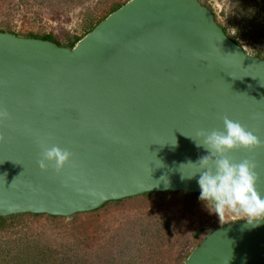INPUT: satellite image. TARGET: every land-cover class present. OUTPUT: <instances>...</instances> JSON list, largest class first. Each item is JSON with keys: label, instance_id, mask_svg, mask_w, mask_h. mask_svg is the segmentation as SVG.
Here are the masks:
<instances>
[{"label": "water", "instance_id": "water-1", "mask_svg": "<svg viewBox=\"0 0 264 264\" xmlns=\"http://www.w3.org/2000/svg\"><path fill=\"white\" fill-rule=\"evenodd\" d=\"M0 216L71 217L149 192L199 194L197 132L264 142V58L201 0H127L73 44L0 30ZM42 146L71 153L41 170ZM228 155L256 164L264 143ZM244 219V218H243ZM210 229L182 264H264V220Z\"/></svg>", "mask_w": 264, "mask_h": 264}, {"label": "rangeland", "instance_id": "rangeland-1", "mask_svg": "<svg viewBox=\"0 0 264 264\" xmlns=\"http://www.w3.org/2000/svg\"><path fill=\"white\" fill-rule=\"evenodd\" d=\"M123 0H0V30L82 36ZM246 52L264 58V0H201ZM62 40H64L62 38ZM199 195L149 193L71 217L21 215L0 225V264H182L217 217Z\"/></svg>", "mask_w": 264, "mask_h": 264}, {"label": "clouds", "instance_id": "clouds-1", "mask_svg": "<svg viewBox=\"0 0 264 264\" xmlns=\"http://www.w3.org/2000/svg\"><path fill=\"white\" fill-rule=\"evenodd\" d=\"M7 115V112L0 110V120L7 118ZM196 137L193 140L207 154L195 163L189 161L181 167L198 165L199 170L187 177L198 176V199L207 210L217 217L226 211L233 213L253 226L264 220V194L256 188L258 176L254 160L246 158L237 163L228 155L233 149L252 150L264 142L239 122L227 117L223 119V131L197 132ZM42 147L38 161L42 171L49 166L58 171L70 160L68 150L57 146Z\"/></svg>", "mask_w": 264, "mask_h": 264}, {"label": "trees", "instance_id": "trees-1", "mask_svg": "<svg viewBox=\"0 0 264 264\" xmlns=\"http://www.w3.org/2000/svg\"><path fill=\"white\" fill-rule=\"evenodd\" d=\"M127 0H123L121 2H114L112 3V5L105 11V13L96 21V22H92L90 21L86 27V32H88L90 29H92L100 20H102L106 15H108L109 13H111L112 11H114L116 8H118L120 5H122L124 2H126ZM208 7H210L209 5H207ZM222 26V29L224 30V32L229 36L231 37L234 41H236L237 43L238 40L234 37V36H231L229 34V30L227 28V25H224V24H220ZM85 32V33H86ZM84 33V34H85ZM83 34V35H84ZM82 35V36H83ZM28 36H34V37H42V38H47V39H53L54 41H56L57 43H68V44H73L74 42H76L79 38H81L82 36H73V37H69V35H67V33H59V34H51V33H48V34H43V35H35V34H28ZM62 38L64 40H62ZM149 193H162V192H149ZM149 193H144L145 195L146 194H149ZM164 193H180V192H169V191H166ZM184 194L185 196H190V195H199V194H185V193H182ZM125 199V198H124ZM122 199L120 200H115L116 202L117 201H121ZM110 202V201H108ZM107 203V202H106ZM106 203H104L102 206H104ZM101 206V207H102ZM100 208V207H99ZM97 208V209H99ZM95 209V210H97ZM95 210H92V211H95ZM88 212H91V211H88ZM80 213H85V212H80ZM80 213H76L74 214L73 216L75 215H78ZM21 215H30V216H40V215H45V216H48V217H61V216H50V215H47V214H31V213H20V214H15V215H10V216H6V217H1L0 216V225H4L6 224L5 222H12L13 220V217H17V216H21ZM63 218H66V217H63Z\"/></svg>", "mask_w": 264, "mask_h": 264}]
</instances>
